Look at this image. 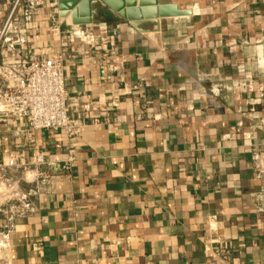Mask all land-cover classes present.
Masks as SVG:
<instances>
[{
    "label": "crops",
    "instance_id": "crops-1",
    "mask_svg": "<svg viewBox=\"0 0 264 264\" xmlns=\"http://www.w3.org/2000/svg\"><path fill=\"white\" fill-rule=\"evenodd\" d=\"M155 1L189 15L139 10L158 22L141 33L103 5L67 25L48 0L27 25L26 49L62 60L80 133L61 174L63 135L28 145L0 120V162L46 177L3 264H264V0Z\"/></svg>",
    "mask_w": 264,
    "mask_h": 264
},
{
    "label": "built area",
    "instance_id": "built-area-1",
    "mask_svg": "<svg viewBox=\"0 0 264 264\" xmlns=\"http://www.w3.org/2000/svg\"><path fill=\"white\" fill-rule=\"evenodd\" d=\"M45 1L48 0H12L1 22L0 120L18 123L15 135L23 137L28 145L34 143L35 135L40 131L63 135L66 148L59 171L66 174L75 161L73 142L79 136L80 125L72 118L67 106L62 60L59 57L39 58L26 49L25 29ZM10 55L25 59L9 62ZM26 170L16 156L0 162V187L6 188V195L0 198V264L7 261L14 219L33 212L32 200L41 194L46 181V177L37 182L28 180L24 174ZM20 182L28 187L24 186L20 191ZM216 255L228 262L227 251L223 248L216 251Z\"/></svg>",
    "mask_w": 264,
    "mask_h": 264
},
{
    "label": "water",
    "instance_id": "water-1",
    "mask_svg": "<svg viewBox=\"0 0 264 264\" xmlns=\"http://www.w3.org/2000/svg\"><path fill=\"white\" fill-rule=\"evenodd\" d=\"M58 15L61 19H64L67 25H82L90 22L91 9H96L97 5H103L111 9L123 20L128 21L137 31L146 33V27L155 25V29L151 32H158L156 25L157 21L152 23H139L140 12L145 13L149 10L153 13V19L175 17V16H187L189 13L180 12L176 7L163 6L159 7L155 0H57ZM136 1L138 3V9H136ZM147 8V10H146ZM148 8H151L148 10ZM73 10V11H72ZM71 12V13H70ZM146 16V14H144ZM154 40L157 44V36H154Z\"/></svg>",
    "mask_w": 264,
    "mask_h": 264
},
{
    "label": "bare ground",
    "instance_id": "bare-ground-1",
    "mask_svg": "<svg viewBox=\"0 0 264 264\" xmlns=\"http://www.w3.org/2000/svg\"><path fill=\"white\" fill-rule=\"evenodd\" d=\"M32 178V177H31ZM30 178V179H31ZM29 180V179H28ZM3 195H6V188L4 187V188H1L0 187V198L3 196Z\"/></svg>",
    "mask_w": 264,
    "mask_h": 264
},
{
    "label": "rangeland",
    "instance_id": "rangeland-1",
    "mask_svg": "<svg viewBox=\"0 0 264 264\" xmlns=\"http://www.w3.org/2000/svg\"><path fill=\"white\" fill-rule=\"evenodd\" d=\"M23 187H24V185H22V183L20 182V183H19V187H18L19 190L21 191Z\"/></svg>",
    "mask_w": 264,
    "mask_h": 264
}]
</instances>
